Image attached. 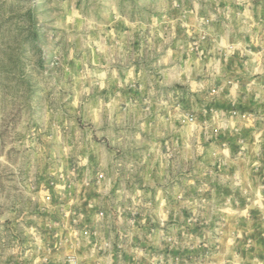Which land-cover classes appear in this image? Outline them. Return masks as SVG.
<instances>
[{"label": "rangeland", "instance_id": "rangeland-1", "mask_svg": "<svg viewBox=\"0 0 264 264\" xmlns=\"http://www.w3.org/2000/svg\"><path fill=\"white\" fill-rule=\"evenodd\" d=\"M219 55L239 57V84L209 70ZM261 78L264 0H0V264H101L131 234L167 254L166 200L149 196L213 190L231 136L260 158ZM220 83L254 98L214 117ZM189 201L206 219L226 203Z\"/></svg>", "mask_w": 264, "mask_h": 264}, {"label": "crops", "instance_id": "crops-1", "mask_svg": "<svg viewBox=\"0 0 264 264\" xmlns=\"http://www.w3.org/2000/svg\"><path fill=\"white\" fill-rule=\"evenodd\" d=\"M220 57L223 56L215 57L216 62L209 70L217 75L224 70L221 68L224 65L227 71L230 69L229 71L241 74L237 79L239 84L238 80H243L246 73L245 66L239 63V57L226 56L223 60L226 62L224 64L218 63ZM234 61L237 63L235 66L232 65ZM260 81L264 82V79L261 78ZM203 84H196V87L200 88ZM218 87L220 88L219 94L213 97L214 106L210 110L214 113V117L221 118L224 106H227L217 107L218 103H226V100L228 103L235 102L238 97H243L244 93L247 99L254 98L251 90L249 89L248 92V88L243 89L242 85L234 84L229 90L225 83H220ZM222 88L225 92L227 91V95L221 91ZM228 92L232 94L230 98ZM261 99L264 103V96ZM247 134L245 140L240 143H238L237 135L229 138V143L224 148L233 156L229 162L223 157L213 159L218 163L219 172L228 173L225 177L211 178L213 179L211 180L214 185L213 190H198L191 194L188 186L189 180H186L185 190L172 189L155 192L153 198L149 196V199L166 200V227L170 232L166 245L167 254L159 255V243L154 234L150 235L149 239L141 237V234L140 238L136 239L131 234L127 239H120V250L117 254L116 251H108L99 262L101 264H264V208L253 206L254 203L248 202L251 198L264 197V143L254 145L258 150L257 157L259 155L260 158H251L250 146L256 138L251 133ZM224 150L220 151L222 155ZM226 167L229 169L226 170ZM241 167L244 168L242 172L239 170ZM241 173L250 175L246 189L239 175ZM183 178L182 183H184ZM194 196L203 200L206 198L226 200V203L224 207L211 209L213 217L206 219L204 208L190 207L189 200ZM233 200H246V202L239 201L234 206ZM150 204L152 207L153 202L150 201ZM195 212H197V222L191 223L190 216ZM238 215L240 217H236ZM138 226L140 223L135 221L131 223L129 230L134 234L138 230L143 231L142 227L138 229ZM209 247H213V251L206 254V249Z\"/></svg>", "mask_w": 264, "mask_h": 264}]
</instances>
